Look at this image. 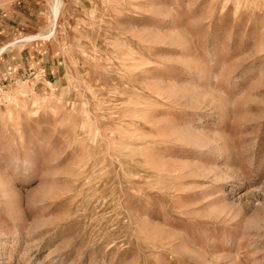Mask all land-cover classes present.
Wrapping results in <instances>:
<instances>
[{
  "label": "rangeland",
  "instance_id": "obj_1",
  "mask_svg": "<svg viewBox=\"0 0 264 264\" xmlns=\"http://www.w3.org/2000/svg\"><path fill=\"white\" fill-rule=\"evenodd\" d=\"M3 46L0 264H264V0H0Z\"/></svg>",
  "mask_w": 264,
  "mask_h": 264
},
{
  "label": "crops",
  "instance_id": "obj_2",
  "mask_svg": "<svg viewBox=\"0 0 264 264\" xmlns=\"http://www.w3.org/2000/svg\"><path fill=\"white\" fill-rule=\"evenodd\" d=\"M1 55L2 54H0V57H1ZM20 60H22V59H20ZM23 61V60H22ZM11 62V66H9V65H7V68L8 69H11L10 67H16V68H18V69H20L21 68V66H22V62L21 61H19L18 62V60H16V61H14V62H12V61H10Z\"/></svg>",
  "mask_w": 264,
  "mask_h": 264
},
{
  "label": "bare ground",
  "instance_id": "obj_3",
  "mask_svg": "<svg viewBox=\"0 0 264 264\" xmlns=\"http://www.w3.org/2000/svg\"><path fill=\"white\" fill-rule=\"evenodd\" d=\"M59 3V2H58ZM56 4H57V2H56ZM55 7H57V6H55ZM57 9V8H56ZM56 9H54V12L56 13ZM52 32V31H51ZM51 32L48 34V35H46V36H44L43 38H48L50 35H51ZM35 38V37H34ZM40 38V37H39ZM31 39H33V38H23V40L24 41H28V40H31ZM42 39V38H41ZM14 42V41H13ZM12 43V42H11ZM10 44V43H9ZM13 44V43H12ZM11 45V44H10ZM7 46H3V47H1L0 48V51H2L4 48H6Z\"/></svg>",
  "mask_w": 264,
  "mask_h": 264
}]
</instances>
